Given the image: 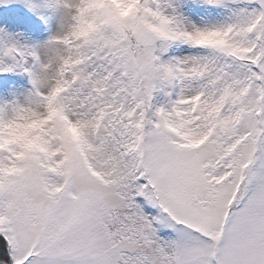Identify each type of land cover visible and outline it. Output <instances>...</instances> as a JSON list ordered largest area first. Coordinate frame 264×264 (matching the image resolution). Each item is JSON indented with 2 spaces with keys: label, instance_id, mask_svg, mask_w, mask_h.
<instances>
[{
  "label": "snow or ice",
  "instance_id": "6c2138e0",
  "mask_svg": "<svg viewBox=\"0 0 264 264\" xmlns=\"http://www.w3.org/2000/svg\"><path fill=\"white\" fill-rule=\"evenodd\" d=\"M0 264H264V0H0Z\"/></svg>",
  "mask_w": 264,
  "mask_h": 264
}]
</instances>
